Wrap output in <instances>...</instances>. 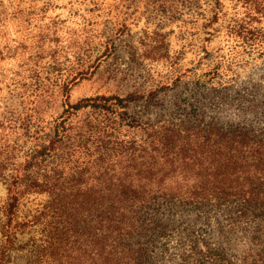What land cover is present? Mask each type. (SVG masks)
Returning <instances> with one entry per match:
<instances>
[{
    "label": "rangeland",
    "instance_id": "1",
    "mask_svg": "<svg viewBox=\"0 0 264 264\" xmlns=\"http://www.w3.org/2000/svg\"><path fill=\"white\" fill-rule=\"evenodd\" d=\"M135 92L144 95L130 106L136 117L193 104L208 121L264 129V0H0V124L17 122L6 133L23 147L19 161L32 131L50 133L65 93L75 103ZM6 197L0 182V230ZM47 199L21 201L27 225L6 264L33 261ZM174 210L157 264H192L193 249L264 264V220L240 204Z\"/></svg>",
    "mask_w": 264,
    "mask_h": 264
},
{
    "label": "trees",
    "instance_id": "2",
    "mask_svg": "<svg viewBox=\"0 0 264 264\" xmlns=\"http://www.w3.org/2000/svg\"><path fill=\"white\" fill-rule=\"evenodd\" d=\"M64 98L50 133L32 131L22 162L23 147L6 133L17 122L0 124V264L18 248L27 225L18 208L32 194L48 199L34 217L42 236L30 264H157L174 208L240 204L264 220L263 128L208 121L193 104L165 119L136 117L130 106L144 98L136 92ZM193 251L192 264H233L215 250Z\"/></svg>",
    "mask_w": 264,
    "mask_h": 264
}]
</instances>
